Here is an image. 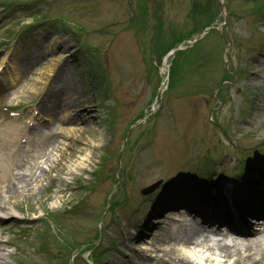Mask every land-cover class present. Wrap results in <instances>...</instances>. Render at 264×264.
<instances>
[{
  "label": "rangeland",
  "instance_id": "obj_1",
  "mask_svg": "<svg viewBox=\"0 0 264 264\" xmlns=\"http://www.w3.org/2000/svg\"><path fill=\"white\" fill-rule=\"evenodd\" d=\"M220 1L0 0V81L15 66L10 52L37 56L39 44L45 51L29 74L35 88L26 96L28 80L0 84L8 92L0 93V109L29 112L58 94L62 114L71 119L55 118L52 101L46 121H35L30 148L44 157L28 159L23 172L32 173L31 191L14 204L39 218L26 232L10 225L4 238L16 241L12 256H18H6L7 264H214L216 257L217 264H264L259 234L243 243L211 238L210 247H229L231 260L197 244L173 243L171 233L184 219L194 226L196 220L163 207L183 203L164 196L166 190L192 175L188 170L201 173L194 168L207 156L221 158L204 181L210 187L220 181L219 171L235 174L239 159L264 153V0H224L223 7ZM46 15L61 29L42 28ZM211 20L221 37L216 27L200 35ZM63 57L69 60L56 66ZM168 75L169 81L176 75L173 89H165ZM41 85L46 90L38 93ZM50 128L60 134L55 142L47 139ZM260 210L264 204L229 213L252 226L248 216ZM92 244L100 248L87 247Z\"/></svg>",
  "mask_w": 264,
  "mask_h": 264
},
{
  "label": "bare ground",
  "instance_id": "obj_2",
  "mask_svg": "<svg viewBox=\"0 0 264 264\" xmlns=\"http://www.w3.org/2000/svg\"><path fill=\"white\" fill-rule=\"evenodd\" d=\"M40 54L44 55L45 51L42 50ZM21 68L20 72L16 71L14 78H10V81H17L18 78L22 79L25 77V75H29L32 73L31 68L28 69V65H33L35 62L39 64L41 62L40 56H33L29 53H24L22 56L16 57ZM38 71L42 70V66L37 69ZM52 69H48V71L51 73ZM19 75V76H18ZM18 76V78H17ZM60 77V75L57 77V79ZM29 81L27 84L28 87L23 91L24 96H26V92L30 90L31 88H35V85L31 82L29 76L26 78V81ZM44 83V82H43ZM42 83V85H43ZM40 87L38 93H43L46 90V87L43 86ZM55 93L61 94V90H59L57 87H55ZM64 96L67 95L65 91L62 92ZM58 94L51 95V98L45 96V99L48 100L47 105L45 102H40V106L34 105L35 108H38L41 114L39 116L44 117L46 114L43 115L44 111L46 110V107L49 108L52 106L53 114L55 115V118H57L59 121H70L71 119L67 120L64 115L62 114L64 112V105L63 102L57 101L56 97ZM49 98V99H48ZM41 108V109H40ZM43 108V110H42ZM45 108V109H44ZM61 114V115H60ZM34 113L31 115L27 113L25 116H21V114H16L15 116H8L6 114L0 113V264H7L6 256H8L10 253L8 252V247L10 246V241L8 239H3L2 235L9 232L10 224H17L23 228L30 227L29 225H32L33 221L36 219L31 217L28 214H25V211L22 209L20 204H14V201L16 198L18 199L20 195H26L24 193H28L31 191V180H32V173L27 167V171L23 172L27 160L32 158L31 160H34L41 156V158L44 157V153L40 151H33L30 149L24 150V147H22V144L26 142V140L32 136L34 132V127L25 126L23 125V120L26 121L29 120L32 121L34 119ZM60 115V116H59ZM49 116V114H47ZM41 118V117H40ZM52 137L55 138V140L60 137V134L54 130L53 128H50L49 134L47 136V139H51ZM31 146V144H26V147ZM32 147V146H31ZM26 154L27 158H24L21 156V154ZM27 161V162H26ZM34 168V167H33ZM21 185V191L19 186ZM22 192V194H21ZM178 217V216H177ZM177 219H182L181 217H178ZM219 221L226 222L228 224H234L233 222H227V219L224 217H218ZM9 221V222H6ZM184 224L178 228V231L176 233H171V238L173 243L180 242L182 245H198V249L204 250L209 249L213 250L214 253H224L227 258V260L234 259L232 252L229 250V247L226 245H221L222 247H213L209 246V242L212 240L208 239L207 243H198L197 238L195 239L193 237L195 231H193L194 225L189 223L187 220L184 219ZM246 221V220H245ZM244 222V221H243ZM243 222H240V220L236 223L243 224ZM259 245H264V236H261L258 240ZM196 249L192 248L190 251H186V254L190 257H193L196 255ZM194 250V251H193ZM221 256V255H220ZM219 257V256H218ZM188 259V257H186ZM185 260L187 263H191L189 260ZM222 259V258H221ZM238 260V259H237ZM221 261V260H220ZM217 257L214 258V264H217L218 262Z\"/></svg>",
  "mask_w": 264,
  "mask_h": 264
}]
</instances>
